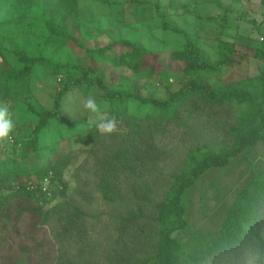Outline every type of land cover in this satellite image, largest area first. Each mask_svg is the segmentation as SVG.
I'll return each mask as SVG.
<instances>
[{"label": "trees", "instance_id": "trees-1", "mask_svg": "<svg viewBox=\"0 0 264 264\" xmlns=\"http://www.w3.org/2000/svg\"><path fill=\"white\" fill-rule=\"evenodd\" d=\"M7 2L13 15L0 21V103L12 107L21 101L32 119L28 131L12 142L0 141V236L9 232L19 236L24 221L32 228L44 226L51 215L56 216V240H73L82 234L87 219L98 216L66 198L68 184L63 177L68 165L84 155L87 160L74 175L85 174L80 187L90 188L93 182L102 200L118 208L104 251L107 264H264V164L253 163L250 156L258 145L264 152V44L247 45L246 53H251L241 54L234 43L222 40L218 63L212 66L188 32L171 28L162 18L164 29L183 34L180 50L153 53L122 39L90 49L77 36L79 0ZM259 3L264 8V0ZM71 45L80 48L84 58L98 63L108 60L112 66L123 51L136 55L130 66L127 53L123 58L133 77L141 75V68L151 72L150 59V64L160 66L159 84L172 75L178 88L163 97L156 90L142 95L132 76L121 81L105 78L101 69L90 62L85 65L76 56V60L58 61L60 52ZM160 56L174 68L157 61ZM248 56L261 64L255 76L227 78L218 87L199 79L202 74H220L239 66ZM39 66L66 80L55 91L50 109L36 108L29 101L32 76ZM89 78L103 92L108 115L119 122L110 140L95 124L76 132L82 121L65 113L67 95ZM132 102L145 112H131ZM55 123L78 137L77 152L58 150L60 139L43 144ZM173 129L182 131L180 153L162 143ZM241 161L249 166V177L227 207L219 228L191 230L186 217L188 192L210 171ZM46 179L48 186L43 188ZM73 194L90 204L89 191L77 188ZM57 198L62 200L45 208L47 200ZM1 239L8 241L6 236ZM9 250L11 264H96L50 258L39 252L37 243L20 242Z\"/></svg>", "mask_w": 264, "mask_h": 264}, {"label": "rangeland", "instance_id": "rangeland-1", "mask_svg": "<svg viewBox=\"0 0 264 264\" xmlns=\"http://www.w3.org/2000/svg\"><path fill=\"white\" fill-rule=\"evenodd\" d=\"M148 1L151 4L131 5L125 0H79L77 36H80L84 45L90 49L100 48L110 41L122 39L130 41L140 48L151 50L153 53L180 50L184 45L183 34L171 29H164L162 26L163 18L171 28L188 32L198 42L203 57L212 66H216L218 63V44L222 40L234 43L237 47L236 51L241 54L251 53H246L245 46L247 45L260 47L264 44V8L260 6V0ZM12 15L13 8L10 2L0 0V21L11 19ZM124 53L127 51L121 52L123 55L118 58V64L112 66L108 60L98 63L95 60L84 58L83 51L75 45H71L68 49L65 48L60 52L57 60L63 63L67 59L76 60V56L82 59L85 65L90 62L96 69H101L105 78L112 76L116 81H121L125 76H132L130 68L123 60ZM127 54L128 65L130 66L136 55ZM156 60L161 64L164 63L163 65L174 68L163 56ZM153 64L154 62L150 64L149 59L148 66L150 65L151 72L148 73L147 68H141L139 70L141 75L132 76L138 87L141 88L142 95L153 94L156 90V94L163 97L168 92L176 90L179 82L172 75L168 76L166 83L159 84V76L162 75V73L159 74L160 70H158L160 66ZM260 68V62L248 56V59L239 66L221 71L220 74H202L199 79L213 87H218L222 80L227 78L240 80L247 76H255ZM64 81H66L65 78L54 74L50 69L43 66L37 67L32 76L29 101L36 108L50 109L55 91L63 85ZM88 96L95 97L100 103H107L103 92L91 78L87 79L80 88L73 89L65 98L64 105L67 116L83 123L75 128L76 132L95 124L83 109V101ZM5 105L8 107L15 124L14 132H11L7 139L9 143L16 139L21 132L28 131L32 116L28 114L24 103L21 101L12 107L10 104L0 103V106ZM130 106V110L134 114L145 112V110L136 108L133 102ZM72 132L55 123L44 135L43 144L47 146L60 139V143L57 145L58 150L75 153L80 143L78 137L72 136L74 134ZM181 135V130H170L162 138V143L168 149L177 148L176 150L180 153L181 147L178 140ZM104 137L106 140H110V135H104ZM250 156L253 163L264 164V152L261 145H258ZM86 160L87 158L82 155L69 164L65 170L63 179L68 184L66 198L79 203L89 214L98 217H89L83 233L75 238L73 236V240L55 239L57 233L55 215H51L46 225L37 228H32L29 222L24 221L20 224L19 236L12 232L0 236V242L4 236L8 237V241L2 242L0 246V264H11L13 258L9 248H16L20 242L37 243L39 252L46 253L50 258L55 256L58 260L68 258L78 262L88 261L96 264H107L104 251L113 235L115 227L113 215L118 208L102 200L93 182H91L90 188L80 187L82 177H85V174L80 172L78 177H74V175ZM248 177L249 166L243 161L234 163L224 170H212L203 176L200 182L186 195V217L191 230L198 232L216 231L223 220L227 207L234 200L237 191L246 184ZM42 186L47 188L48 182H43ZM77 188L89 191L91 195L89 205H85L80 198L73 194ZM59 200L62 198L47 200L45 208L53 206ZM8 245H10L9 248ZM55 264L57 263L55 262Z\"/></svg>", "mask_w": 264, "mask_h": 264}, {"label": "clouds", "instance_id": "clouds-1", "mask_svg": "<svg viewBox=\"0 0 264 264\" xmlns=\"http://www.w3.org/2000/svg\"><path fill=\"white\" fill-rule=\"evenodd\" d=\"M83 109L89 114L90 119L95 122L97 130L104 135L116 133L118 128V120L116 116H109L106 102L100 103L93 96H88L83 101ZM15 124L9 113L8 107L0 106V141L9 138V134L13 131Z\"/></svg>", "mask_w": 264, "mask_h": 264}, {"label": "built area", "instance_id": "built-area-1", "mask_svg": "<svg viewBox=\"0 0 264 264\" xmlns=\"http://www.w3.org/2000/svg\"><path fill=\"white\" fill-rule=\"evenodd\" d=\"M45 182H47V179L45 180Z\"/></svg>", "mask_w": 264, "mask_h": 264}]
</instances>
